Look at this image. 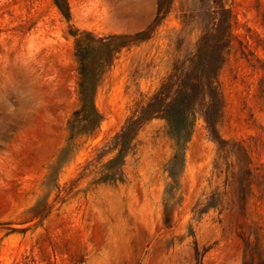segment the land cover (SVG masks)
<instances>
[{
    "label": "rangeland",
    "instance_id": "1",
    "mask_svg": "<svg viewBox=\"0 0 264 264\" xmlns=\"http://www.w3.org/2000/svg\"><path fill=\"white\" fill-rule=\"evenodd\" d=\"M155 7L0 0V264H264V0Z\"/></svg>",
    "mask_w": 264,
    "mask_h": 264
},
{
    "label": "trees",
    "instance_id": "2",
    "mask_svg": "<svg viewBox=\"0 0 264 264\" xmlns=\"http://www.w3.org/2000/svg\"><path fill=\"white\" fill-rule=\"evenodd\" d=\"M173 0H156V7H155V13H154V18L151 21L150 25L145 29V31L147 33L143 32H139L135 35H133L132 37L137 39L140 37H143L145 34H149V32L151 31V29L153 28V26H155L159 20H161L169 11L171 5H172ZM53 3L57 6V8H61V3H64V0H53ZM212 27L210 28V30H214L215 32H218L219 28H220V24L219 23H212ZM224 28H226V30H229V26L227 24L224 25ZM222 59H221V63H222ZM198 81H201L204 86H207L208 88H210L211 90H213V96L214 98H216V90H217V85H213L216 83V72L212 71V72H204L203 76L199 77L197 79ZM212 100V98L209 97V100ZM208 121V120H207Z\"/></svg>",
    "mask_w": 264,
    "mask_h": 264
}]
</instances>
